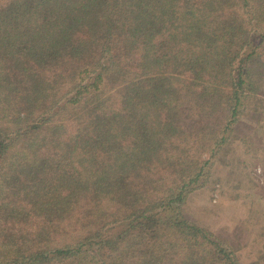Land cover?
I'll list each match as a JSON object with an SVG mask.
<instances>
[{
	"label": "trees",
	"instance_id": "obj_1",
	"mask_svg": "<svg viewBox=\"0 0 264 264\" xmlns=\"http://www.w3.org/2000/svg\"><path fill=\"white\" fill-rule=\"evenodd\" d=\"M262 53L264 0H0V264H241L183 209Z\"/></svg>",
	"mask_w": 264,
	"mask_h": 264
},
{
	"label": "rangeland",
	"instance_id": "obj_2",
	"mask_svg": "<svg viewBox=\"0 0 264 264\" xmlns=\"http://www.w3.org/2000/svg\"><path fill=\"white\" fill-rule=\"evenodd\" d=\"M258 60L260 101L254 99L244 110L225 150L211 160L206 188L193 193L183 209L191 222L230 246L241 264H256L263 244L259 236L264 230V53ZM240 140L247 144L240 146Z\"/></svg>",
	"mask_w": 264,
	"mask_h": 264
}]
</instances>
